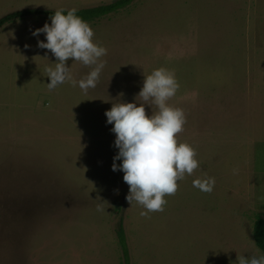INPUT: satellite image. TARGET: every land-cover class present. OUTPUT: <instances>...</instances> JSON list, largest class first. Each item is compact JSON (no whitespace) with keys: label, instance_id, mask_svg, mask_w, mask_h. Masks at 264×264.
<instances>
[{"label":"rangeland","instance_id":"1","mask_svg":"<svg viewBox=\"0 0 264 264\" xmlns=\"http://www.w3.org/2000/svg\"><path fill=\"white\" fill-rule=\"evenodd\" d=\"M116 0H0V264H239L264 256L253 238L264 218V0H137L89 25L107 49L95 67L69 59L70 81L49 89L57 59L37 46L47 12ZM27 46V47H26ZM175 73L168 100L185 111L177 134L199 167L141 216L113 171V125L105 112L134 102L158 68ZM146 114L157 111L145 104ZM117 164L122 161H116ZM214 178L211 192L193 186Z\"/></svg>","mask_w":264,"mask_h":264},{"label":"clouds","instance_id":"2","mask_svg":"<svg viewBox=\"0 0 264 264\" xmlns=\"http://www.w3.org/2000/svg\"><path fill=\"white\" fill-rule=\"evenodd\" d=\"M76 13L74 8L56 10L50 17L51 24L46 22L32 32L36 37L45 35L37 46L50 50L58 61L54 69H47L50 90L66 81L76 86L77 81L72 79L66 64L69 59L95 66L78 82L84 91L96 86L105 66L101 57L107 55V49L95 42L92 27ZM178 89L175 73L161 67L145 76L138 94L142 98L139 106L121 102L105 112L106 123L113 125L114 147L118 149L112 170L124 173L123 180L129 185L126 199L131 205L136 202L142 206L141 216L164 211L165 197L174 195L185 175H191L199 167L196 149L177 140L187 122L185 111L167 103ZM145 104L155 105L157 111L147 115ZM214 185L215 179L211 177L193 181V186L204 192H211ZM239 264H264V256L240 257Z\"/></svg>","mask_w":264,"mask_h":264},{"label":"trees","instance_id":"3","mask_svg":"<svg viewBox=\"0 0 264 264\" xmlns=\"http://www.w3.org/2000/svg\"><path fill=\"white\" fill-rule=\"evenodd\" d=\"M137 0H116L114 2L108 4H102L95 7L81 8L77 9V15L81 17L87 23L96 22L97 20L109 16L110 14H116L121 10L129 7ZM55 11L47 12V16H53ZM12 18L10 16L4 17L0 19V26ZM253 238L258 246V248L264 254V218L261 215H256L253 224ZM118 240L122 249V256L124 260V264H130V255L129 249L126 240V234L122 223L120 224V229L118 231Z\"/></svg>","mask_w":264,"mask_h":264}]
</instances>
